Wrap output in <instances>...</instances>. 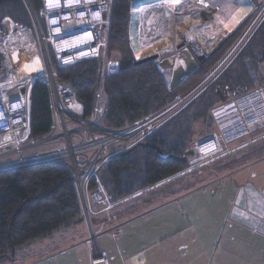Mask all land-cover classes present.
Masks as SVG:
<instances>
[{
    "label": "trees",
    "instance_id": "trees-1",
    "mask_svg": "<svg viewBox=\"0 0 264 264\" xmlns=\"http://www.w3.org/2000/svg\"><path fill=\"white\" fill-rule=\"evenodd\" d=\"M137 1L113 0L107 56L118 61L121 70L108 77L103 86L107 111L100 128L107 131L125 130L168 107L180 93L190 90L212 71L231 47L230 37L208 56H196L197 68L170 87L160 65L152 61L140 64L133 61L129 31L132 7ZM28 2L38 14L47 36L44 19L39 15L41 0ZM6 16L31 26L25 0H0V29L2 18ZM104 18L108 19V13ZM248 18L231 36L243 33ZM17 41L27 47L32 42L29 31L8 36L7 42L0 43V51L12 52ZM53 55L51 63L56 81L72 90L83 107V120L93 122L101 83V59H84L61 66ZM3 68L0 63V70ZM263 86L264 19L230 65L191 102L187 110L173 115L134 144L118 149L117 145L122 142L112 143L110 151H115L98 168L96 176L90 178L89 190L102 188L113 203H120L179 175L189 169L188 160L180 162L172 157H162L156 149L143 147L141 143H153L163 153L177 156L189 150L196 151L195 143L201 138H210L217 129L212 109L223 103L218 88L225 101H229ZM54 128L50 90L46 77L39 76L31 88L29 141L49 137ZM262 158L264 156L258 161ZM83 220L80 193L66 163L47 162L0 171V264L13 261L22 249Z\"/></svg>",
    "mask_w": 264,
    "mask_h": 264
},
{
    "label": "crops",
    "instance_id": "crops-1",
    "mask_svg": "<svg viewBox=\"0 0 264 264\" xmlns=\"http://www.w3.org/2000/svg\"><path fill=\"white\" fill-rule=\"evenodd\" d=\"M178 56L167 65L171 77L192 65L184 51ZM36 147L26 156L39 153L30 152ZM186 185H158L106 211L92 200L94 239L82 221L22 249L9 264H92L94 244L107 264H264V159Z\"/></svg>",
    "mask_w": 264,
    "mask_h": 264
},
{
    "label": "built area",
    "instance_id": "built-area-1",
    "mask_svg": "<svg viewBox=\"0 0 264 264\" xmlns=\"http://www.w3.org/2000/svg\"><path fill=\"white\" fill-rule=\"evenodd\" d=\"M112 6L113 0H59L58 2L55 0H41L39 15L44 19L48 31L47 40L52 44L58 65L65 66L84 59H101V83L96 114L93 122L86 123L83 120V107L77 101L72 90L59 84L56 81L55 74L50 73L47 69L48 72L45 77L50 90L51 104L55 117L59 118L60 125H62V133L61 135L54 134L57 126L55 122L54 131L49 137L37 142H30L31 88L38 75L19 78L15 72H10L4 80H0V121H3L5 125L0 128V148L10 143L14 144V147L1 152L0 159L15 153L20 154V159L17 162L5 161L0 165V171L47 162L65 163L66 158L69 157L71 162H68V164L66 162V164L73 173L75 181L77 179L76 183H78L82 195H84L83 187L88 189L90 178L96 176L98 168L114 153L115 150L110 151L109 149L112 143L127 137L128 134H131L130 132L141 134L155 129L153 125L162 118L163 114L157 115V113L125 130L107 131L100 128V123L107 111V97L103 88L104 82L108 77L119 73L121 70L119 62L107 56ZM105 13H108L107 20L104 18ZM173 25L177 27L175 19H173ZM72 26L77 27L73 28ZM85 33L90 34L92 37L88 44L83 45V47L93 49V52L88 56L73 58L70 51L75 48L62 50L56 48L58 40ZM193 36L194 33L191 34L190 31L185 42L173 52L177 51V54H180L188 49L187 46L190 45L191 52H194L196 56H208L204 52L200 40L192 39ZM154 57L151 61L158 64L163 55ZM137 60L138 57L133 56V61L136 62ZM163 66L162 64L161 67ZM22 88H26L24 93ZM13 92L17 93L16 97L11 96ZM233 105L236 113L232 110ZM214 114L220 131L214 132L210 138L197 145V150L204 156H213L220 148V141L229 143L244 134L264 127V86L259 90L243 95L236 102L224 104V106L216 109ZM74 125L76 126L70 128ZM84 128L94 133L95 135H90L96 137L84 142L83 136L80 135V131ZM61 137L63 138L61 139ZM74 138L78 139L75 144L73 143ZM54 139L63 140L66 146L65 149L61 148L44 154L35 153L28 157L22 156L23 152L30 146L41 144L42 141L50 142ZM85 151H92L93 155H87ZM91 197L94 201H101L107 205L106 210L118 204L113 203L111 198L105 195L102 188L92 191ZM107 263L106 253L94 244L92 264Z\"/></svg>",
    "mask_w": 264,
    "mask_h": 264
},
{
    "label": "rangeland",
    "instance_id": "rangeland-1",
    "mask_svg": "<svg viewBox=\"0 0 264 264\" xmlns=\"http://www.w3.org/2000/svg\"><path fill=\"white\" fill-rule=\"evenodd\" d=\"M143 0H138L133 4L132 11H131V19H130V31H129V38H130V45H131V52L132 56H137L138 60H141L148 56H156V55H163L162 59L158 62V65H164L162 68L164 73L169 80L168 84L170 87H173L177 84V82H181L185 79L195 68H197V59L194 52H191L192 49L190 45H188V49L184 50V52L189 56L192 65L186 66L183 71L180 73L181 76L171 77V74L168 72V67L172 62H176L177 58H180L177 54V51L173 52V50L177 49L178 46L182 45L185 42L186 36L190 34V29L193 26V16L191 14H187L185 12H189V8L195 7L200 9L201 11H209L208 17L214 20L219 28L218 32L222 33V40L218 41L219 39L212 40L207 38L205 34L208 32L206 28L201 27V25H197L198 30L195 26V31L191 32L194 33L192 39H199L200 44L206 54H210L214 49H216L222 42L226 39L231 37V47L227 54L230 52L227 59L219 66L217 69H213L211 72V76L204 81V83L198 87L191 95L184 98L186 94H188L194 87H196L206 76H204L201 80L194 84L190 90L186 92L180 93L174 102L178 101L177 105L174 106L172 109H169L162 118L153 125L156 128L162 124L163 122L167 121L173 115L187 110L190 106L191 102L199 96L208 86L217 79V77L225 70L230 63L235 59L236 55L240 52L246 41L252 36L254 30L258 28L261 21L264 19V0H181V4H185V7H189L187 10L180 9L177 3H173L172 0H155L148 3H143ZM164 1L166 4L169 3L168 7H165L162 14L159 13V18L155 21H143V16H141L142 8L148 5L154 4L156 2ZM176 1V0H175ZM143 3V4H142ZM26 4V1H25ZM165 4V5H166ZM30 5V3H29ZM30 8L26 4L27 11L29 13V20H30V27L25 26L23 24L17 23L11 17L6 16L2 18L1 24L2 27L0 29V43L7 42V38L10 35L21 33L24 31H29L30 38L32 42L26 47L23 45L22 41H17L14 43V48L12 52H4L0 51V57L2 60L0 63L3 64L4 68L0 70V80H3L7 77L10 72H15L19 78H26L31 75L37 74L39 76H45L48 72L47 65H46V57L45 52L47 53V57L52 67V72L54 74V69L51 63L52 53L54 54V49L52 44L48 42L47 36L43 31L42 24L38 17L36 11L30 5ZM149 11L151 12V17H155L157 14L153 12L150 8ZM180 12L177 14L176 12ZM35 15V18L32 15ZM184 13V14H183ZM164 15V17H163ZM194 15V14H193ZM148 16V15H147ZM147 16H144L145 18ZM249 16V18H248ZM246 18L247 26L241 35H233V32L238 27L242 21ZM160 19V21H159ZM173 19L176 21L177 27L173 25ZM149 20V18H148ZM210 22V20H208ZM151 26V27H150ZM73 28L77 26H72ZM146 27L148 32H145L144 28ZM176 30H175V29ZM152 29V30H151ZM42 39L44 42L42 43ZM44 47V48H43ZM191 50H190V49ZM45 51V52H44ZM137 54V55H136ZM227 54L225 56H227ZM223 57V59L225 58ZM193 57V58H192ZM200 57V56H199ZM202 57V56H201ZM56 58V57H55ZM116 58V57H115ZM155 58V57H154ZM222 59V60H223ZM137 60V61H138ZM221 60V61H222ZM136 61V62H137ZM37 62V63H36ZM220 63V62H219ZM41 65V66H39ZM218 66V65H217ZM167 70V71H166ZM215 70V71H214ZM169 74V75H168ZM4 76V77H2ZM237 99L224 101L222 104L218 105L214 109H212V116L216 123L217 129L215 132L220 131L216 115L214 111L224 104L230 102H236ZM173 102V103H174ZM171 105V104H170ZM169 105V106H170ZM167 108V107H166ZM56 122V129L54 134L61 135L62 133V125H60L59 118L55 117ZM70 126V128L75 127ZM154 130H150L146 133H139L137 134L130 132L127 137L121 138L120 140L116 141L122 142L117 145L119 147H126L131 145L135 140H142L144 137L147 136L148 133H152ZM126 132V131H125ZM90 134L95 135L94 133L89 132L87 128H84L80 131V135L83 136L84 142L90 141L91 138L96 137ZM99 137V136H97ZM63 137H61L62 139ZM60 139V138H59ZM206 139H200L195 143L196 151L195 154L188 158L189 169L185 170L184 172L180 173L177 176L170 178L169 180L164 181L163 183L159 184L160 188H167L171 184L175 182H187V186L189 189H193L198 187L210 180L223 177L227 175L231 171H235L247 164H255L258 163L259 159L264 156V127L258 128L250 133L244 134L243 136L226 143L225 141H220V148L219 150L213 154V156H204L199 153L197 150V145L201 142L205 141ZM61 143H55V142ZM44 142V143H43ZM78 139L74 138L73 143H77ZM133 143V144H134ZM42 145H35L37 146L30 152H39L38 154H44L52 151H57L59 149H65V143L63 140H52V141H42ZM14 144H7L0 148V153L6 151L10 148H13ZM31 148L34 147L30 146ZM30 147L28 149H30ZM53 148V149H52ZM110 149V147H109ZM27 150V149H26ZM25 150V151H26ZM25 151L23 152V157L26 156ZM94 151V150H93ZM92 151H85L87 155H90ZM29 153V152H28ZM32 155V154H31ZM30 155V156H31ZM20 159V154L15 153L13 155L3 157L0 159V165L5 161H18ZM262 158L260 161H262ZM67 161L70 163L69 157L66 158ZM255 161L254 163H252ZM83 178V177H82ZM77 184V183H76ZM78 187V186H77ZM79 190V189H78ZM158 190H160L158 188ZM88 191L86 187H83V199L84 204V224L85 227H88V231L92 233L91 227L93 228V219L90 213V202L88 200ZM183 192V190H182ZM80 193V192H79ZM90 195V194H89ZM81 197V195H80ZM82 201V198H81ZM94 201V200H93ZM95 204H98L99 208L106 211V206L101 201H94ZM112 209L110 207L108 210ZM110 212V211H109ZM89 213V214H88ZM89 215V216H88ZM112 215V211H111ZM93 239V233L91 234ZM93 249V247H92ZM12 262V261H11ZM11 262H7L9 264ZM92 262V260H91Z\"/></svg>",
    "mask_w": 264,
    "mask_h": 264
},
{
    "label": "bare ground",
    "instance_id": "bare-ground-1",
    "mask_svg": "<svg viewBox=\"0 0 264 264\" xmlns=\"http://www.w3.org/2000/svg\"><path fill=\"white\" fill-rule=\"evenodd\" d=\"M173 3H177L178 7H180V9H183L184 6V10L188 9L189 7H185V4H181V0H172ZM166 2L161 1V2H156L154 4L148 5L146 6L147 9H145L146 7L142 8V15L147 16L146 18L143 16V21L147 20V21H152L153 19L156 21L159 18V13L162 14L163 10L165 7H168L169 3L166 4ZM149 8L153 11L156 12V16L155 17H151V12L149 11ZM189 12H185L187 14H191L193 16V26L191 27L190 31L194 32L195 31V26L196 29L198 30L197 25H201V27L206 28L208 32L207 34H205V36L207 38H210L212 40H217L218 41L222 40V33L218 32L219 28L217 27V24L214 22V20L212 21L211 18L208 17V14L210 13L209 11H201L200 9H197L196 6L195 7H191L189 8ZM176 13H180L179 11ZM184 14V13H183ZM194 14V15H193ZM164 17V15H163ZM149 18V20H148ZM210 20V22L208 21ZM160 21V19H159ZM146 22V21H145ZM151 27V26H150ZM146 29V27L144 28V30ZM152 30V29H151ZM145 32H148L147 29L145 30ZM91 35L90 34H82V35H74V36H69L67 38H63L61 40H58L56 42V48L58 50H62V49H72L75 48L73 50H71L70 54L72 55L73 58H83L88 56L90 53L93 52V49L91 48H87V47H83V45L88 44L91 41ZM52 72V70H50V73ZM232 110L236 113V109L233 105ZM252 118V117H251ZM253 124V123H252ZM251 124V125H252ZM4 122L0 121V128L4 127Z\"/></svg>",
    "mask_w": 264,
    "mask_h": 264
},
{
    "label": "water",
    "instance_id": "water-1",
    "mask_svg": "<svg viewBox=\"0 0 264 264\" xmlns=\"http://www.w3.org/2000/svg\"><path fill=\"white\" fill-rule=\"evenodd\" d=\"M25 1H26V4L28 5V7H29L30 10H31V7H30V5H29L28 0H25ZM32 15H33V17L35 18V15L33 14V12H32ZM43 48H44V47H43ZM44 52H45V51H44ZM229 54H230V52H229V53L227 54V56H225V58H224V59L218 64V66L215 67V69L219 68V66H220V65H221V64L227 59V57L229 56ZM45 57H46V65H47V69L50 71V70H52V67H51V64H50V62H49V59H48V57H47V53H46V52H45ZM153 57H154V56H148V57H145V58H143V59H141V60H138V61L136 62V64H140V63H142V62L151 61ZM163 71H164V70H163ZM214 71H215V70H214ZM212 72H213V71H212ZM212 72H211V73H212ZM211 73L208 74V75L206 76V78H204V80H202V82H200V84H198V85H197L196 87H194V88H193L188 94H186V96H185L184 98L188 97V96L191 95L195 90H197L198 87L201 86V85L204 83V81H206V80L211 76ZM164 77H165V79H166V81H167V77H166L165 73H164ZM25 91H26V88H22V92L24 93ZM218 92H219V95H220L221 98H222V101L224 102V101H225V98L223 97V94H222V92L219 90V88H218ZM177 103H178V101L172 103L170 106H168L167 108H165V109H163L162 111H160L157 115H162V114L164 115L169 109H172L174 106H176ZM141 145H142L143 147H151V148L156 149V150L158 151V153H159L162 157H172V158H174L175 160L180 161V162H186V161L188 160V157H189V156H192V155L195 154V150H189V151L185 152L182 156H177V155H174V154H165V153H163L162 150H161V148H160L159 146H157V145H155V144H153V143H150V142H142ZM76 182H77V179H76ZM77 186H78V189H79V192H80L81 198H82V202H83V204H84L83 195H82V192H81V190H80V187H79L78 183H77ZM95 245H96V244H95ZM96 246H97V245H96Z\"/></svg>",
    "mask_w": 264,
    "mask_h": 264
},
{
    "label": "clouds",
    "instance_id": "clouds-1",
    "mask_svg": "<svg viewBox=\"0 0 264 264\" xmlns=\"http://www.w3.org/2000/svg\"><path fill=\"white\" fill-rule=\"evenodd\" d=\"M56 2H58L59 0H55Z\"/></svg>",
    "mask_w": 264,
    "mask_h": 264
}]
</instances>
